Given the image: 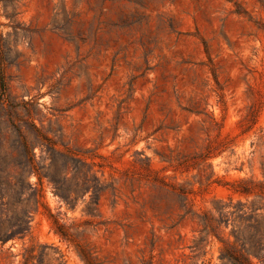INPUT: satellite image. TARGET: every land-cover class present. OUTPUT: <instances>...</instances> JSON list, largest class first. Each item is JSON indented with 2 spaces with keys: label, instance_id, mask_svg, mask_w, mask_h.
Segmentation results:
<instances>
[{
  "label": "rangeland",
  "instance_id": "1",
  "mask_svg": "<svg viewBox=\"0 0 264 264\" xmlns=\"http://www.w3.org/2000/svg\"><path fill=\"white\" fill-rule=\"evenodd\" d=\"M263 167L264 0H0V264H219Z\"/></svg>",
  "mask_w": 264,
  "mask_h": 264
},
{
  "label": "trees",
  "instance_id": "2",
  "mask_svg": "<svg viewBox=\"0 0 264 264\" xmlns=\"http://www.w3.org/2000/svg\"><path fill=\"white\" fill-rule=\"evenodd\" d=\"M66 157L69 158L68 155ZM31 169V173H36L41 180L33 166ZM262 174L264 175V167ZM49 179L54 184V194L65 202L71 201L72 193L78 195L77 190H71L69 186H60L51 176ZM235 183L237 188H234V192L246 196L253 194L255 199L236 203L231 198L227 202L215 201L212 210L203 211L199 216L201 232H204L205 236H214L220 243L219 264H264V179L259 182L239 179ZM10 190L15 194L18 192L14 187ZM57 225L58 233L65 235L62 232V225ZM24 235L25 233L20 236L15 233L0 234V243L4 244L15 237L22 238ZM204 239H199L197 246Z\"/></svg>",
  "mask_w": 264,
  "mask_h": 264
}]
</instances>
